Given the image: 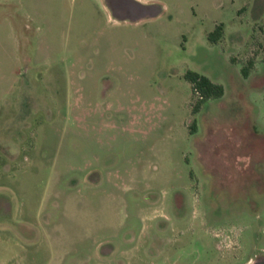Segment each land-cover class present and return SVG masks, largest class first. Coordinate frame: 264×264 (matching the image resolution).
<instances>
[{
    "label": "rangeland",
    "instance_id": "obj_1",
    "mask_svg": "<svg viewBox=\"0 0 264 264\" xmlns=\"http://www.w3.org/2000/svg\"><path fill=\"white\" fill-rule=\"evenodd\" d=\"M122 1L0 0V264H250L264 0Z\"/></svg>",
    "mask_w": 264,
    "mask_h": 264
},
{
    "label": "trees",
    "instance_id": "obj_2",
    "mask_svg": "<svg viewBox=\"0 0 264 264\" xmlns=\"http://www.w3.org/2000/svg\"><path fill=\"white\" fill-rule=\"evenodd\" d=\"M221 29V25H217L214 31L209 33L208 37L211 40H217L221 37ZM185 78L189 81L193 93H198L202 101L212 96H220L223 93V89L220 85L213 83L204 75L188 71ZM194 110L197 109L194 108Z\"/></svg>",
    "mask_w": 264,
    "mask_h": 264
},
{
    "label": "crops",
    "instance_id": "obj_3",
    "mask_svg": "<svg viewBox=\"0 0 264 264\" xmlns=\"http://www.w3.org/2000/svg\"><path fill=\"white\" fill-rule=\"evenodd\" d=\"M145 0H124L116 5V9L120 14L136 15L138 12H143L142 4Z\"/></svg>",
    "mask_w": 264,
    "mask_h": 264
},
{
    "label": "water",
    "instance_id": "obj_4",
    "mask_svg": "<svg viewBox=\"0 0 264 264\" xmlns=\"http://www.w3.org/2000/svg\"><path fill=\"white\" fill-rule=\"evenodd\" d=\"M250 264H264V260H254Z\"/></svg>",
    "mask_w": 264,
    "mask_h": 264
},
{
    "label": "flooded vegetation",
    "instance_id": "obj_5",
    "mask_svg": "<svg viewBox=\"0 0 264 264\" xmlns=\"http://www.w3.org/2000/svg\"><path fill=\"white\" fill-rule=\"evenodd\" d=\"M264 260V255H260V256H257V257H255V259H253V261L254 260Z\"/></svg>",
    "mask_w": 264,
    "mask_h": 264
}]
</instances>
